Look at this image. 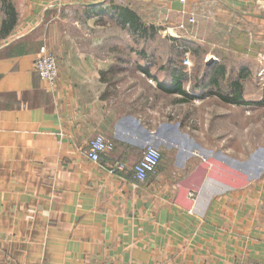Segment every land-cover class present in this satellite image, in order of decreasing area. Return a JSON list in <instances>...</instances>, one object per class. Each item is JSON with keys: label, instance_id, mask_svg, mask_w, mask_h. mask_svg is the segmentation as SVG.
I'll use <instances>...</instances> for the list:
<instances>
[{"label": "crops", "instance_id": "obj_1", "mask_svg": "<svg viewBox=\"0 0 264 264\" xmlns=\"http://www.w3.org/2000/svg\"><path fill=\"white\" fill-rule=\"evenodd\" d=\"M6 1L14 17L0 0V264H264V169L212 132L219 115L201 131L180 118V105L210 107L217 80L185 85L187 71L173 64L161 76L121 67L100 39L95 50L68 51L57 8H77L72 23L92 26L110 12L107 0ZM148 1L187 26L202 0ZM220 1L264 12L260 0ZM44 44L58 67L52 87L34 69ZM96 135L111 148L93 162ZM147 145L161 159L137 182ZM116 161L120 174L108 171Z\"/></svg>", "mask_w": 264, "mask_h": 264}, {"label": "rangeland", "instance_id": "obj_2", "mask_svg": "<svg viewBox=\"0 0 264 264\" xmlns=\"http://www.w3.org/2000/svg\"><path fill=\"white\" fill-rule=\"evenodd\" d=\"M114 5L129 7L145 27L152 29L143 36L123 25L111 13ZM106 7L110 12L92 26L72 23L80 13L77 8H57L66 34L74 41L67 45L68 51L93 50L91 42L100 39L99 50L119 53L121 67L138 71L153 68L161 76L168 64H173L187 71L185 85L209 84L215 78L219 91L225 95L237 83L241 87L242 108L235 103L230 104L232 107L221 104L214 97L207 108L191 103L180 105V118L190 117V129L201 131L214 114L219 115L213 121L212 132L225 133L234 150L242 147L243 161L247 159L250 169H264V26L259 21L264 12L249 14L229 8L220 0H202L197 14L191 15L192 22L184 26L178 18L168 16L164 6L148 0H107ZM44 47L53 54L48 45ZM186 56L189 66L182 63ZM219 68L223 69L221 74L216 72ZM137 83H142L139 76ZM195 98L192 97L193 103Z\"/></svg>", "mask_w": 264, "mask_h": 264}, {"label": "built area", "instance_id": "obj_3", "mask_svg": "<svg viewBox=\"0 0 264 264\" xmlns=\"http://www.w3.org/2000/svg\"><path fill=\"white\" fill-rule=\"evenodd\" d=\"M264 9V0H260ZM192 18L189 19L192 22ZM184 66H189L190 61L187 56L182 60ZM34 69L38 77L45 81L50 87L54 86L58 77V67L53 55L41 48L40 56L34 61ZM198 98V97H197ZM195 98L194 101L198 99ZM87 157L98 162L100 155L111 148V144L103 137L96 135L88 141ZM161 159L160 151L152 145H147L140 159L133 166L134 178L137 182H142L154 173ZM125 165L123 162L116 161L108 167V171L112 174H120L123 172ZM232 264H259L251 261H235Z\"/></svg>", "mask_w": 264, "mask_h": 264}, {"label": "trees", "instance_id": "obj_4", "mask_svg": "<svg viewBox=\"0 0 264 264\" xmlns=\"http://www.w3.org/2000/svg\"><path fill=\"white\" fill-rule=\"evenodd\" d=\"M2 3H3L2 5H3L4 11L6 12V14L11 15L12 21H13L14 13L8 12L9 10L13 11L11 5L6 0H2ZM113 7L116 9V11H118V14H119V17L121 19L122 24L128 26L133 31L139 32V34L145 36L147 30L152 29V27H150V28L145 27L143 25V23H141L139 21L137 14L134 11H132L131 9H129L127 7L117 6V5H114ZM12 21L9 23V25L12 23ZM222 70L223 69L219 68V69H217L216 72L221 74ZM215 75H217V74H215ZM172 77H173L174 83L180 84V79H182L183 74L181 71L179 72L175 69L172 71ZM212 80H216V79L212 78ZM231 88L232 89H230L231 92L229 95H225V94L221 93L220 91H215V94L218 96V98L220 100L225 101V102H229V103L240 102L242 99L241 98V87H240V85L235 83L234 85H232ZM180 92L183 95V99L189 98V95L186 92H184L182 90ZM261 103L264 104V97H263V101Z\"/></svg>", "mask_w": 264, "mask_h": 264}]
</instances>
